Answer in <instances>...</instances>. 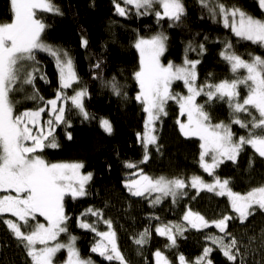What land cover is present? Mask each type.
<instances>
[{"label": "snow or ice", "instance_id": "1", "mask_svg": "<svg viewBox=\"0 0 264 264\" xmlns=\"http://www.w3.org/2000/svg\"><path fill=\"white\" fill-rule=\"evenodd\" d=\"M200 3L214 19L219 17L223 26L239 40L264 48V19L240 7L226 6L221 0H200ZM258 4L264 10V0H258ZM157 5L162 8V12L155 11L157 21L167 19L176 23L185 15L183 0H117L115 11L119 16L126 17L130 10L128 6H131L137 15H148ZM10 9L12 19L0 23V193H4L0 195V217L7 215L15 218L3 219L2 222L24 247L30 264H56V254L61 250L67 251L64 264H95L91 258L81 256L75 236L69 234L67 242L60 241L61 235L68 233L70 219L65 212V197H84L92 173H82L83 163H49L38 154L46 147L59 146L55 137L58 126H72L67 119L69 102L85 120L95 119L84 106L88 90L82 87L74 89L72 95L67 93L68 89L79 83L73 61L66 51L45 43L43 39L46 25L37 18V10L59 14L53 0H10ZM167 40L168 37L160 32L148 38L139 37L134 45L140 54L139 70L134 74L139 88L135 100L142 105L146 114L144 132L137 134L144 148L141 163L149 160L150 146H155L159 151L156 124L161 117L168 115L167 106L173 102L178 106L179 117H186V121L180 118L176 120L179 131L185 138L199 141V166L212 180L207 182L200 175H193L190 180L163 175L150 177L141 169L134 174L139 178L128 181L125 187L135 197L156 193L151 201L153 205L166 197H171L175 202L186 194L184 190L188 187L196 189L198 193L206 190L217 196H226L234 216L222 215L210 221L200 213L188 210L183 220L193 229H217L219 234H209L206 240L216 246L231 264H237L238 257L243 256L242 242L228 231L229 221L238 220L243 225L257 211L264 213V185L241 194L232 189L229 178H221L216 170L226 160L236 163L245 147H250L264 159V56L249 54V58L245 59L234 50L231 42H225L220 57L228 64L232 78L198 84L197 65L200 60L188 59L186 54L182 64L161 62L167 50ZM82 43L86 47L88 41L85 39ZM188 50L197 51L191 45ZM205 51V46L200 44L198 55H203ZM39 52L55 58L59 90L55 98L48 99L43 106L18 112L14 93L22 90L23 85H31L36 91L35 81L40 72L37 60ZM95 67L99 68L100 64L97 63ZM39 78L46 80L43 73ZM176 82H182L186 93L173 90ZM241 87L246 89L244 96L241 95ZM112 89L116 95L121 94L114 80ZM200 97L206 99L199 102ZM29 98L44 101L38 94ZM213 102L227 105L230 113L228 122H213L206 107ZM45 112L49 118L42 122ZM233 125L245 129L246 135L237 137ZM100 126L109 135L113 131L108 119L101 118ZM67 138L72 139L70 132ZM125 166L129 169L138 167L132 162ZM83 215L103 220L108 229L98 231L93 224L78 219L79 227L93 231L100 237L91 252L109 262L130 264L117 244L112 221L104 219L101 211L92 208ZM185 230V227L176 224L155 228L156 234L166 237L171 247L177 244V234L182 235ZM150 235V230L146 228L133 238V242L143 247ZM253 239L250 237L246 243L250 245ZM260 247L264 249V231L261 232ZM212 251V248L205 247L203 256L198 258L196 264H213L208 259ZM154 257L155 264H171L159 250ZM178 259L179 264H186L183 255Z\"/></svg>", "mask_w": 264, "mask_h": 264}, {"label": "trees", "instance_id": "2", "mask_svg": "<svg viewBox=\"0 0 264 264\" xmlns=\"http://www.w3.org/2000/svg\"><path fill=\"white\" fill-rule=\"evenodd\" d=\"M117 0H53L59 9V14L37 11V18L45 25L43 33L45 43L61 51H66L73 61L79 83L67 90L69 95L74 89L86 87L88 95L84 98V106L90 116L95 119L85 120L79 111L67 106V119L71 127L61 124L56 128L57 148L46 147L42 155L49 163H83L82 171L92 173V179L86 185L87 194L84 197L72 199L65 197V212L70 217L68 233L62 234L61 242H67L69 234L75 236L76 247L81 256L91 258L95 264H117L104 260L91 248L100 240L95 232L78 226V219L93 224L98 231H107L103 220L95 216L83 215L92 208L103 213L104 219H110L116 240L122 253L130 264H155L154 253L159 250L168 258L171 264H179L178 257L183 255L186 264H196L203 256V249H213L208 259L213 264H231L222 252L206 240L209 234H219L215 228L197 230L191 228L183 220L188 210L198 212L208 220L232 213L228 198L217 196L206 190L199 193L186 188L185 195L173 202L171 197L163 198L153 205L152 199L157 195L152 193L146 197L130 195L125 184L138 179L141 169L150 177L182 178L190 180L193 175L202 176L207 182L209 177L199 166V141L187 139L179 131L176 123L179 117L178 106L169 102L168 115L157 121L156 135L160 145L159 151L150 146V158L141 163L144 148L137 139L138 133L144 132L146 114L142 105L135 100L139 91L134 74L139 70L140 57L135 48L139 37H151L163 32L167 37V50L161 62L167 64H182L187 54L188 59H198V84L220 82L232 78L228 64L221 59L220 52L225 42H231L234 50L245 59L249 54L264 56V48L239 40L230 29L223 26L219 17L215 19L208 9L201 6L200 0H183L185 15L180 22L163 19L157 21L155 11L148 15H137L135 9L129 7L126 17L119 16L115 11ZM226 6L240 7L257 18L264 19V11L260 9L258 0H221ZM123 6V5H122ZM12 19L10 0H0V23ZM87 40L85 47L82 43ZM203 44L206 51L198 55L199 45ZM189 45L197 49L191 51ZM40 72L37 73L35 90L31 85H23L22 90L14 93L17 101L16 110L35 109L43 106L48 99L55 98L59 90V73L55 58L45 52L37 53ZM99 63L100 67L95 65ZM43 73L46 80L39 78ZM113 80L120 89L116 95L112 89ZM173 90L186 93L182 82H176ZM34 94L40 99H30ZM241 95H246V89L241 87ZM206 98L200 97L199 102ZM213 122L230 119L226 104L213 102L206 106ZM49 118L48 113L42 114V122ZM108 119L113 131L109 135L100 126V119ZM237 137L246 135V130L233 125ZM71 133L72 139L67 138ZM135 163L137 168L129 169L126 163ZM221 178H229L234 191L246 193L253 187L264 185V159H261L250 147L240 153L237 162L225 161L216 170ZM4 195V193H0ZM159 219H156V218ZM3 219H15L11 216L0 217V264H30L24 247L12 236ZM41 222L43 218H39ZM176 224L185 227L183 234H177V244L170 246L166 237L155 232L157 226ZM151 232L150 238L143 247H138L133 238L145 229ZM27 231V229H25ZM228 231L239 241L243 256L238 257L237 264H262L264 249L260 247L261 232L264 231V213L257 211L256 215L241 225L238 220L229 221ZM254 237L249 245L246 242ZM67 251L56 254V264H64Z\"/></svg>", "mask_w": 264, "mask_h": 264}, {"label": "rangeland", "instance_id": "3", "mask_svg": "<svg viewBox=\"0 0 264 264\" xmlns=\"http://www.w3.org/2000/svg\"><path fill=\"white\" fill-rule=\"evenodd\" d=\"M158 6V5H157ZM160 8V7H159ZM161 9V12H162V8H160ZM37 11H39V10H37ZM264 11V10H263ZM137 50V49H136ZM137 52H138V50H137ZM138 55H139V57H140V54H139V52H138ZM50 56V55H49ZM82 171V170H81ZM82 173H84L83 171H82ZM85 174V173H84ZM196 190V189H195ZM197 191V190H196ZM202 191V190H201Z\"/></svg>", "mask_w": 264, "mask_h": 264}]
</instances>
